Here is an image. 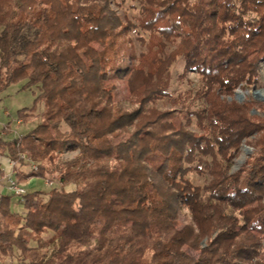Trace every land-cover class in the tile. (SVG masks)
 I'll list each match as a JSON object with an SVG mask.
<instances>
[{"label":"trees","instance_id":"1","mask_svg":"<svg viewBox=\"0 0 264 264\" xmlns=\"http://www.w3.org/2000/svg\"><path fill=\"white\" fill-rule=\"evenodd\" d=\"M134 1L149 31L138 55L133 23L111 0H0V93L21 82L34 98L17 118H38L17 137L0 132V156L14 161L17 182L57 183L26 190L20 212L0 194V255L17 264H264V101L234 98L264 60V0ZM177 57L199 82L170 98L173 109L149 106L166 94ZM113 77H126V100L115 99ZM242 144L252 151L231 172ZM194 161L208 174L202 186L184 177Z\"/></svg>","mask_w":264,"mask_h":264},{"label":"rangeland","instance_id":"2","mask_svg":"<svg viewBox=\"0 0 264 264\" xmlns=\"http://www.w3.org/2000/svg\"><path fill=\"white\" fill-rule=\"evenodd\" d=\"M111 7L116 11L119 17L126 22H132L133 26L130 28L129 34L132 38L134 49L136 55L143 52L147 53L149 50V31L142 29L138 25L140 6L138 1L134 0H111ZM175 41H166L165 53L168 54L170 50L174 47ZM168 86L166 88V94L157 97L152 103L148 105H153L159 109H173L170 103V98L175 97L177 94L186 90L190 86L199 82V77L195 72L185 71L183 67V60L181 57H177L170 65L168 72L164 77ZM110 81L116 84V100H126L128 96V90L126 85V77L122 78H111ZM21 82L9 85L4 91L0 93V132L5 138L17 137L22 133L26 132L31 126L38 122V118L35 117L33 112L32 116L27 120L20 121L17 118L16 112L22 107L31 106L34 98V93L30 89H21ZM234 98L238 101L244 99L253 98L256 100L264 101V60L259 62V70L257 75V80L254 84L237 88L234 92ZM181 122L185 121L186 114L184 112L177 114ZM187 127L191 130L198 132L199 127L194 120L191 118V122L187 124ZM2 137V138H3ZM252 151V146L247 144H242L239 149L238 154L233 158L230 171H236L246 159L247 155ZM73 152H64L62 154L63 159H70ZM206 162L210 160L208 157L203 158ZM4 162V161H3ZM193 165L197 167L187 170L184 177L188 179L194 185L202 186L208 179V174L205 170V165L203 162L194 161ZM4 171L9 172L11 168L8 166V162L3 163ZM12 177L14 178L13 174ZM15 179V178H14ZM42 178H37L31 180L30 182H23L25 191L26 190H41L47 191L50 187L57 186L56 182L47 183V181ZM22 186V183L19 182ZM6 187V178L0 180V191L1 187ZM72 184L65 186L66 189H71ZM1 193V192H0ZM2 194L11 195V209L13 211L20 212L22 206L20 203V196L12 193L8 188L4 189ZM181 223V222H180ZM48 234H44L47 237ZM19 262L18 256L13 257L1 256L0 264H17Z\"/></svg>","mask_w":264,"mask_h":264},{"label":"built area","instance_id":"3","mask_svg":"<svg viewBox=\"0 0 264 264\" xmlns=\"http://www.w3.org/2000/svg\"><path fill=\"white\" fill-rule=\"evenodd\" d=\"M8 166L11 168V170H9V172L5 171L4 172V178H6V182H7V188L12 192L15 193L18 196H21L22 194L25 193V188L23 186H21L19 184V182H17L13 177V171H12V167L14 166V161L12 160H8ZM47 182V181H46ZM47 183H51V181L47 182Z\"/></svg>","mask_w":264,"mask_h":264},{"label":"crops","instance_id":"4","mask_svg":"<svg viewBox=\"0 0 264 264\" xmlns=\"http://www.w3.org/2000/svg\"><path fill=\"white\" fill-rule=\"evenodd\" d=\"M1 125V124H0ZM14 137V136H13ZM7 162V158L6 157H4V156H0V180H2V179H4V166H3V163L4 162ZM36 179V177H32V178H29L26 182L28 183V182H30L31 180H35ZM22 183V186L24 187V184H23V182H21ZM7 188V186L5 187H1V193L0 194H2V192H3V190L4 189H6Z\"/></svg>","mask_w":264,"mask_h":264},{"label":"water","instance_id":"5","mask_svg":"<svg viewBox=\"0 0 264 264\" xmlns=\"http://www.w3.org/2000/svg\"><path fill=\"white\" fill-rule=\"evenodd\" d=\"M261 99H264V98H261Z\"/></svg>","mask_w":264,"mask_h":264}]
</instances>
